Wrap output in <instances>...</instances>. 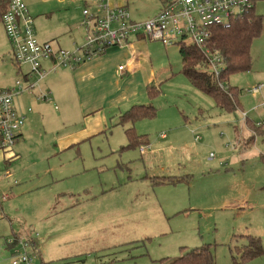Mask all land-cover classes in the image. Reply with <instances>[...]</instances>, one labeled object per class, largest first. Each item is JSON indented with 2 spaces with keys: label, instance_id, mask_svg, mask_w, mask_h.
<instances>
[{
  "label": "rangeland",
  "instance_id": "374dc122",
  "mask_svg": "<svg viewBox=\"0 0 264 264\" xmlns=\"http://www.w3.org/2000/svg\"><path fill=\"white\" fill-rule=\"evenodd\" d=\"M71 1L24 0L39 42L47 41L43 30L70 14L60 12ZM128 2L132 17L142 20L162 0ZM72 3L76 31L50 40L55 48L72 50V38L83 40L82 5ZM254 10L262 30L250 45L249 70L228 77L241 89L233 108H220L189 83L179 45L147 40L142 57L155 69L158 92L146 103L156 115L132 124L146 145L126 147L123 129L131 123L114 118L110 131L79 155L57 153L51 133L39 125L3 150L0 197L9 198L0 201V264H10L4 238L11 230L35 241L28 247L33 264H163L205 244L215 264H234L249 236L264 249V0H255ZM9 55L0 23V90L15 88L16 80L26 83ZM260 84L258 94L250 93ZM246 118L263 121L256 123L260 130L252 135ZM237 264H264V254Z\"/></svg>",
  "mask_w": 264,
  "mask_h": 264
},
{
  "label": "built area",
  "instance_id": "2783aa9c",
  "mask_svg": "<svg viewBox=\"0 0 264 264\" xmlns=\"http://www.w3.org/2000/svg\"><path fill=\"white\" fill-rule=\"evenodd\" d=\"M255 0H167L158 13L145 20H133L123 7H111L107 0H83L81 25L84 38L71 50L55 48L50 42H39L35 37L34 20L23 0H9L1 15V24L10 45L12 62L16 65L25 84L15 81V88L0 90V151L9 149L19 140L25 117L13 103L15 94L31 90L48 74L61 67H75L108 47L125 44L130 36L159 41L168 46H192L207 64L216 86L223 91L230 87L221 78L223 61L220 54L208 46L209 29L227 26L231 20L247 12ZM49 62L48 69L43 67ZM26 70L22 71V67ZM123 66H119L121 71ZM33 78L32 81H30ZM262 85L250 93L258 94ZM49 93L40 94L47 100ZM7 196H1L5 199ZM10 250V264H33L28 247L32 239L13 235L4 241Z\"/></svg>",
  "mask_w": 264,
  "mask_h": 264
},
{
  "label": "crops",
  "instance_id": "0c3cea01",
  "mask_svg": "<svg viewBox=\"0 0 264 264\" xmlns=\"http://www.w3.org/2000/svg\"><path fill=\"white\" fill-rule=\"evenodd\" d=\"M74 1L76 0H72L68 8L60 12L61 15H66L70 11V14L64 17V21H60L57 27L55 25L53 28L41 32V39L47 40L44 42H50L53 45L50 40H54L59 35H68L69 37L76 31L77 26L73 23L72 13L75 10V4L72 3ZM78 1L80 6L82 5L81 17L83 20V0ZM107 2L111 7L123 6L129 11L128 0H107ZM25 4L28 8V4ZM162 4L161 2L158 11L163 6ZM130 16L133 20H141L132 17L131 14ZM47 21V18H44L40 23ZM75 39H71L70 48L77 44ZM147 40L149 39L140 36H130L125 44L108 47L101 54L73 68H58L31 90L15 94L14 106L25 117L19 141L26 139L30 131L39 125L51 133L48 141L53 145V150L57 153L73 150L79 155L83 146L91 145L100 139L106 131H110L108 125L111 119L122 120L123 114L133 105L147 104L146 102L151 98L147 93V87L151 85L156 88L154 84L156 82L155 69H148L150 65L146 66L142 57L143 49H145L143 42ZM55 46L62 48L59 43ZM9 57L11 59V55ZM149 59L151 62V58ZM49 66V62L43 63L44 68L48 69ZM119 66H123L121 71L118 70ZM45 93H49L47 100L38 98L40 94ZM256 123L258 122L246 118V126L248 131L250 130L249 132L252 129V135L254 130H260V127H256ZM262 123L263 121L260 124L262 125ZM260 124L258 123L259 126ZM161 136L164 137L166 134L162 133ZM143 140L144 142L140 145L147 144L146 140ZM2 154L5 158L6 152L0 151V156ZM13 156L8 159L15 158L17 154L13 152ZM8 198L0 197V201ZM11 234L16 235L12 230ZM9 237L8 235L7 238ZM7 238H4V241ZM31 246L32 248L36 247L35 241L32 240Z\"/></svg>",
  "mask_w": 264,
  "mask_h": 264
},
{
  "label": "trees",
  "instance_id": "16d2710c",
  "mask_svg": "<svg viewBox=\"0 0 264 264\" xmlns=\"http://www.w3.org/2000/svg\"><path fill=\"white\" fill-rule=\"evenodd\" d=\"M167 0H162V5ZM9 0H0V19L2 13L7 9ZM255 2V1H254ZM252 7L240 17H237L227 26H212L209 29L208 46L212 51L220 54L223 61L221 78L228 80L230 74L247 71L251 65L250 45L262 30V16L256 14ZM162 8V7H161ZM181 59V72L189 83L196 89L212 95L220 108L231 109L237 104L238 94L241 89L230 86L223 91L216 86L213 77L207 70V64L202 54L192 46H179ZM158 90L153 86L147 87L150 97L156 95ZM156 115L155 108L150 104L133 105L122 116V123L129 122L124 133L128 148L139 146L143 136L138 135L133 123L142 118H153ZM249 241L244 243L238 250L240 261L253 259L264 254L258 237L249 236ZM233 261L234 264L239 263ZM163 264H215L210 244L183 250L181 255L175 259H164Z\"/></svg>",
  "mask_w": 264,
  "mask_h": 264
}]
</instances>
